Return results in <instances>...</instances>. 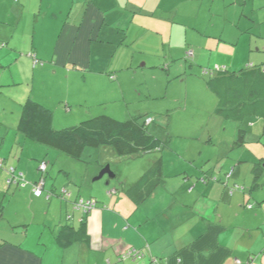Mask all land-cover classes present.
<instances>
[{
	"label": "crops",
	"instance_id": "obj_1",
	"mask_svg": "<svg viewBox=\"0 0 264 264\" xmlns=\"http://www.w3.org/2000/svg\"><path fill=\"white\" fill-rule=\"evenodd\" d=\"M241 1L246 21L242 15L239 23L244 21L251 29L257 19L250 15L260 7L236 0ZM169 9L166 0H0V111L14 115L11 122L0 117V264H264V193L259 198L256 192L264 158L245 169L240 163L248 156L230 162L221 158L212 166L214 156H208L204 164L192 160L180 170L162 156L150 157L138 173L143 176L161 162L164 182L135 205L129 188L142 176L129 187L121 179L122 190L113 188L111 195L84 198L71 184L76 179L60 166L69 182L58 194L56 185L47 184L52 151L39 145L32 148L30 140L38 141L18 129L20 117H15L21 116L28 91L22 84L35 85L36 75L31 80L28 70L45 67L34 65L35 59L50 61L53 77L73 79L80 88L68 89L74 100L62 96L65 108L38 99L52 110L53 127L79 123L99 115L94 102L105 84L112 83L109 75L115 73L113 77L121 80L120 61L127 58L130 42L155 39L160 29L176 24L166 16ZM221 12L228 15L229 10ZM23 22L27 24L21 26ZM28 31L29 40L22 41L21 33ZM161 43L165 45V39ZM14 64L25 65V71L13 69ZM80 77L89 90H82ZM80 93L88 95L76 98ZM29 155L39 161L37 165L26 161ZM42 162L48 169L43 192L37 196L34 186L41 178ZM80 198L95 199L97 205L83 211L76 206ZM51 207L53 213L48 211ZM64 227L77 235L60 238ZM130 248L144 256L122 258Z\"/></svg>",
	"mask_w": 264,
	"mask_h": 264
},
{
	"label": "rangeland",
	"instance_id": "obj_2",
	"mask_svg": "<svg viewBox=\"0 0 264 264\" xmlns=\"http://www.w3.org/2000/svg\"><path fill=\"white\" fill-rule=\"evenodd\" d=\"M166 1L170 7L169 16H166L171 22L176 20V24L160 29L155 39L147 36L138 42H130L129 49L125 51L127 60L120 61L124 65L121 80L114 78L115 73L109 75L112 83L105 84V90L98 94L100 98L94 102L97 105L95 109L100 112L97 114H103L101 111L107 112L105 114L119 120L141 116V121H144L150 116L152 122L148 124V130L159 141L146 153L128 156L118 155L110 146L86 147L82 160H77L55 148L29 139L32 148L39 145L52 151L48 158L53 169L48 174L47 184L51 187L56 185L58 194L61 193L62 184L67 185L69 182L63 171H59L60 166L66 168L69 175L76 179L71 184L80 189L82 197L99 199V193L111 195L113 188L122 190L121 179L128 187L131 186L142 176L143 173L138 172L144 161L150 157L158 159L162 156L168 164L178 165L180 170L191 166L192 160L202 165L208 160V156H214L209 166L215 165L221 158L230 162L239 155L248 156V161L240 163L243 168H251L264 158V118L252 116L242 121L224 118L216 112L217 97L207 84L211 74L220 69L228 68L231 71L251 64H264V0H250L251 5L254 2L257 8L260 7L250 15L257 19L251 29H246L245 24H242L244 21L239 23V18L244 16L245 19L246 15L242 11L244 1ZM226 9L229 10L228 15L221 12ZM20 36L22 41L25 38L29 40V31L26 35L21 33ZM163 39L165 45L161 43ZM40 64L45 67L28 70L31 80L33 73L36 75L35 85L34 81L33 85L22 84L28 90L23 104L32 98L37 102L44 100L50 106L60 105L65 108L66 103L60 101L62 96L74 100V93L70 94L68 89L70 88V92L74 89L75 92L80 90L78 83L73 79H68L67 82L62 76L53 77L50 61L41 62L35 59L34 65ZM15 66L16 64L13 69L25 71V65L23 68ZM81 80L80 77L82 90H89L87 84ZM31 90L33 95L30 94ZM86 95L88 94L80 93L75 97L80 99ZM8 112L10 113L4 114L2 111L0 117L11 122L14 115L11 111ZM65 113L67 118L72 117L69 112ZM19 117L17 114L15 119ZM57 123L58 121L55 125ZM65 125L61 123L56 129ZM240 128L246 130V142L242 145L236 143ZM28 158L26 161H33L35 165L39 162L37 159L32 160L30 155ZM106 165H110L112 172L118 176L110 179L106 174L95 180ZM95 170L97 173L90 175ZM0 171L3 169L0 168ZM39 172L40 170L38 174ZM258 180V190L255 191L260 193L259 198H263L264 170ZM55 199L57 198L54 197ZM49 202L46 201L47 204ZM44 208L46 211V206ZM48 211L53 213V207Z\"/></svg>",
	"mask_w": 264,
	"mask_h": 264
},
{
	"label": "trees",
	"instance_id": "obj_3",
	"mask_svg": "<svg viewBox=\"0 0 264 264\" xmlns=\"http://www.w3.org/2000/svg\"><path fill=\"white\" fill-rule=\"evenodd\" d=\"M211 74V73H210ZM208 87L217 97V108L226 119L242 121L247 117L264 118V65H251L238 70H218L207 80ZM53 113L44 104L27 99L22 106L18 129L33 136L41 144L77 160H82L86 147H112L120 156L150 151L159 141L141 116L119 120L105 113L84 119L79 123L56 129ZM31 135V136H30ZM237 144L246 142V130L240 128ZM4 161V159H3ZM164 182L161 162L155 163L132 187L130 196L139 205L154 189ZM76 231L64 227L60 238H73Z\"/></svg>",
	"mask_w": 264,
	"mask_h": 264
},
{
	"label": "built area",
	"instance_id": "obj_4",
	"mask_svg": "<svg viewBox=\"0 0 264 264\" xmlns=\"http://www.w3.org/2000/svg\"><path fill=\"white\" fill-rule=\"evenodd\" d=\"M150 121H152V118L147 119V122L149 123ZM48 169V164L47 162H42L39 166V170L41 172V178L39 181L36 182V185L34 186V192L37 196H40L43 192L44 189V184H45V173ZM12 171H14V169L12 168ZM15 180L18 179L16 177H14ZM25 185V183H24ZM51 194H47V198H50ZM97 205L96 201H93L91 199H84V198H80L77 201V207L82 209L83 211H90L92 209H94ZM144 256V252L135 249V248H130L128 250H126L125 252H123L122 254V258L124 259H138ZM249 264H253V263H249Z\"/></svg>",
	"mask_w": 264,
	"mask_h": 264
},
{
	"label": "water",
	"instance_id": "obj_5",
	"mask_svg": "<svg viewBox=\"0 0 264 264\" xmlns=\"http://www.w3.org/2000/svg\"><path fill=\"white\" fill-rule=\"evenodd\" d=\"M106 174L109 175V178L112 179V178H115L116 177V174H114L112 172V169H111V166L110 165H106L100 172V174L95 177V180H99L101 178H103Z\"/></svg>",
	"mask_w": 264,
	"mask_h": 264
}]
</instances>
